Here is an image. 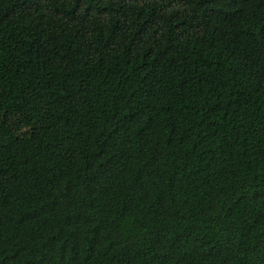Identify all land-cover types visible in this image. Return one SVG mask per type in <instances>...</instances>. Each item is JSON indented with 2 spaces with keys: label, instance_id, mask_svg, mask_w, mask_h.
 <instances>
[{
  "label": "trees",
  "instance_id": "obj_1",
  "mask_svg": "<svg viewBox=\"0 0 264 264\" xmlns=\"http://www.w3.org/2000/svg\"><path fill=\"white\" fill-rule=\"evenodd\" d=\"M0 264H264V0H0Z\"/></svg>",
  "mask_w": 264,
  "mask_h": 264
}]
</instances>
